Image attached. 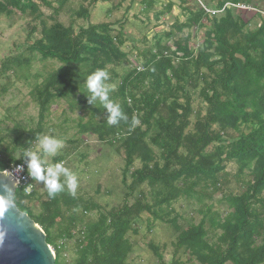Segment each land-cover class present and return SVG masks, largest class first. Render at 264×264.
I'll return each mask as SVG.
<instances>
[{"label": "trees", "instance_id": "1", "mask_svg": "<svg viewBox=\"0 0 264 264\" xmlns=\"http://www.w3.org/2000/svg\"><path fill=\"white\" fill-rule=\"evenodd\" d=\"M67 1L0 0V17L19 14L39 21L40 27L35 24L29 31L30 35L40 34L28 47L30 52L60 63L31 91L38 107L36 126L25 128L16 122L11 139L9 132L0 135V170L25 160V148L32 149L36 137L42 136L50 106L65 101L68 109L88 113L83 123L79 119V134L94 135L123 153L121 181L126 191L122 202L109 209L67 191L54 198L47 193L34 211L30 202L37 185L29 194L22 187L16 189V206L44 231L55 264H64L62 253L68 241L75 245L71 264H129L133 250L129 235L138 234L143 213L148 214L149 231L157 221L172 226L174 256L182 250L198 264H263L262 0H168L163 11L153 14L155 20L171 11L175 2L185 14L184 20L175 19L168 29L150 38L143 35L145 46L137 48V61L130 60L132 65L123 73L117 68L129 57L125 49L127 20L118 30L110 22L88 23L75 30L73 20L64 25L55 18ZM99 1L80 3L73 15L88 19L90 8ZM155 1L141 0L145 12ZM237 5L255 9L258 22L254 27L242 18ZM41 6L52 10L48 20ZM202 28L201 41L192 46L191 38ZM30 59H6L2 69L10 68L11 62L28 65ZM98 69L110 73L106 83H115L110 99L120 104L127 121L110 126L99 101L89 105L86 79ZM195 98L204 104V110L193 108ZM134 118L139 123L133 124ZM62 160L56 156L54 163ZM229 163L236 165L233 174L226 171ZM230 177L238 185L237 192L229 187ZM216 192L221 194L217 201L225 204L224 213L204 201ZM180 199L194 201V212L200 216L197 221L187 220L185 227L178 222L182 215L174 209ZM94 211L96 217H88ZM149 248L157 264H167L157 245L150 243Z\"/></svg>", "mask_w": 264, "mask_h": 264}, {"label": "rangeland", "instance_id": "2", "mask_svg": "<svg viewBox=\"0 0 264 264\" xmlns=\"http://www.w3.org/2000/svg\"><path fill=\"white\" fill-rule=\"evenodd\" d=\"M89 1L91 0H68L55 18L64 25L70 24L73 20L75 30L78 26L98 22H110L113 24L114 29L118 30L119 25L126 19L124 28L128 39L125 43V49L129 53V57L127 62L117 68L119 73H123L127 68H130L132 65L129 62L130 60L137 61V48L142 49L145 46L141 39L143 35L150 38L155 32L168 29L175 19L183 21L185 18V14L178 3L175 2L171 11L165 12L158 21L155 20L153 14L156 11H163L168 0H156L152 9L148 12L143 9L144 5L141 0H100L90 8L88 19L75 17L73 13L78 9L80 3L83 2L87 5ZM260 3L264 7V0ZM117 4L120 5L118 8L115 7ZM53 5L55 6V3ZM40 9L44 18L48 20L52 10L45 6H41ZM237 11L244 20H250L251 28L258 22L257 17L253 16L255 13L254 8L237 5ZM38 22V20H31L29 16L19 14L11 17H0V135L9 132L8 139L13 136L11 128L16 122L25 128L36 126L38 107L31 91L36 84L42 82L43 77L49 71L60 66V63L56 60H44L40 58L37 52H30L28 49L33 41L40 36L38 31L33 35L29 34L33 25L36 24L40 27ZM203 31V28L198 30L196 36L194 35L191 38L190 44L192 46L201 41ZM194 33L195 31L192 35ZM177 36H180V34H177ZM168 44L172 45V42L169 40ZM29 56L31 59L28 65L23 63L20 66L11 62L10 68L2 69L3 62L6 59ZM114 85L115 83L110 84L109 87H114ZM198 107H202V110H204V104L198 98H195L193 108L197 109ZM87 115L88 113L84 109H68L65 101L53 103L50 106V113L43 123L42 135L55 136L63 140L64 143L57 155L44 156L43 158L46 164L51 166L55 164L54 158L56 156L63 157L64 166L74 172L78 178L79 186L76 196H82L88 201L97 203L101 208L109 209L122 202L126 191L125 185L121 181V172L124 165L123 153L99 142L94 135L78 133L77 124L79 119L82 118L83 123L87 119ZM31 150L40 152L37 142ZM15 155L18 156V152ZM136 166H138V163H136ZM226 171L233 174L236 171V165L229 163ZM130 181L131 179L128 177L127 183ZM229 187L236 192L239 190L236 181L232 177H230ZM46 195L47 189L42 183L37 182L36 194L30 202L34 211L39 209L40 202L46 199ZM220 195V192H216L210 200L205 199L204 201L213 203L214 209L224 213L226 211L225 204L217 201ZM129 201H133V198L131 197ZM193 202L187 203V201L180 199L174 204L176 213L182 215L178 222L183 227L186 226L187 220L190 218L195 221L200 218L199 214L194 212L197 205H193ZM88 217L95 218L96 211L88 213ZM141 217V221H138V234L129 235L133 243V250L128 257L129 264H157V259L149 248L150 243L159 247V251L167 264L173 261H176L177 264H198L195 260L189 259L187 253L182 250L174 256L176 233L172 226L157 221L149 231L146 220L148 214L143 213ZM63 252L64 264H71L75 258L74 242L68 241Z\"/></svg>", "mask_w": 264, "mask_h": 264}, {"label": "clouds", "instance_id": "3", "mask_svg": "<svg viewBox=\"0 0 264 264\" xmlns=\"http://www.w3.org/2000/svg\"><path fill=\"white\" fill-rule=\"evenodd\" d=\"M110 79V73L105 69H98L91 73L86 79V87L89 95H86L88 103L95 105L97 101L107 112V123L116 125L120 121H127L128 117L123 112L120 104L110 99V92L114 88L106 83ZM139 123L137 118L133 124ZM40 152L25 148L23 158L27 166L28 175L32 180L38 181L47 189L48 196L54 198L58 193L67 191L73 197L76 195L79 181L74 172L58 162L54 165H47L44 156H55L63 147L64 141L52 135L36 137ZM19 170V169H18ZM4 187V185H3ZM8 191V189H5ZM12 204L11 196L0 194V215L3 214Z\"/></svg>", "mask_w": 264, "mask_h": 264}, {"label": "water", "instance_id": "4", "mask_svg": "<svg viewBox=\"0 0 264 264\" xmlns=\"http://www.w3.org/2000/svg\"><path fill=\"white\" fill-rule=\"evenodd\" d=\"M17 188V180L9 170H0V194H10L12 201L0 215V264H55V253L44 231L16 206Z\"/></svg>", "mask_w": 264, "mask_h": 264}, {"label": "built area", "instance_id": "5", "mask_svg": "<svg viewBox=\"0 0 264 264\" xmlns=\"http://www.w3.org/2000/svg\"><path fill=\"white\" fill-rule=\"evenodd\" d=\"M7 170H9L12 176L17 180L18 187L23 188L24 193L29 194L34 190V187L37 185V181L32 180L28 175L25 160L20 163L11 165L9 168H7Z\"/></svg>", "mask_w": 264, "mask_h": 264}]
</instances>
